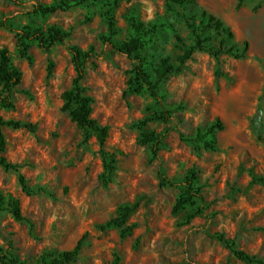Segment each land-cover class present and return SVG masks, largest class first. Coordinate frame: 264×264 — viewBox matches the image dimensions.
<instances>
[{
  "label": "rangeland",
  "instance_id": "374dc122",
  "mask_svg": "<svg viewBox=\"0 0 264 264\" xmlns=\"http://www.w3.org/2000/svg\"><path fill=\"white\" fill-rule=\"evenodd\" d=\"M61 1L0 0V47L14 53L21 72L12 105L0 103V116L35 127L4 129L0 157L16 168L0 165V194L19 200L22 219L0 206V264H12L10 254L19 264H37L44 253L72 249L83 235L79 256L67 264H264V0H242L238 8V0H87L33 12L34 5ZM202 12L232 30L224 47L248 42L245 57L195 50L180 72L158 84V100L145 86L129 91L135 61L104 38L128 40L131 19L153 27L141 49L153 77L161 58L177 65L193 45L192 29L205 23ZM50 26L68 33L63 42L46 50L34 41L29 60L16 55L15 30ZM203 31L217 49L220 36L210 27ZM71 46L92 51L81 84L92 99L91 117L107 127L104 150L115 167L110 175L96 135L85 142L84 130L64 109L62 93L75 77ZM216 117L223 128L209 136L216 148L205 149L196 133ZM143 133L164 134L155 155ZM190 169L201 198L173 212ZM19 175L33 194L22 190ZM126 205L134 206L125 225L131 230L100 228ZM231 247L259 262L240 260Z\"/></svg>",
  "mask_w": 264,
  "mask_h": 264
},
{
  "label": "trees",
  "instance_id": "16d2710c",
  "mask_svg": "<svg viewBox=\"0 0 264 264\" xmlns=\"http://www.w3.org/2000/svg\"><path fill=\"white\" fill-rule=\"evenodd\" d=\"M87 0H63L57 4L50 5H34V13H52L57 10H66L72 6L80 5ZM169 3L184 5L185 3L193 2L194 0H166ZM242 0H238L237 8L240 6ZM203 18H205V23L201 22V27L198 29H192L193 35V45L188 49L183 51L177 57L178 64L175 65L169 61L167 57L160 59L157 67L154 70V76L152 77L146 70L145 67V57L141 53L142 47L148 42V38L154 33V28H146L142 23L136 22L134 19L130 20L131 26L133 28V35L120 44L113 43L110 38H104V41L110 43L112 47L119 53L124 54L128 57H132L135 61L133 68V74L128 79L127 85L128 90L140 93L142 88L145 86L150 92L151 96L158 100V94L156 88L158 84L170 73L180 72L183 64L191 58L192 53L195 50L207 51L216 58L224 53L230 54L235 58H244L246 50L248 48V42L243 41L242 48L228 46L224 47L225 39L233 38V32L229 26H227L220 18L214 16L213 14H208L202 12ZM204 27H210L214 30L216 35L220 36L219 46L217 49L210 48L208 42L211 40V36L205 35ZM108 31L110 36L115 34L114 23L112 18H108ZM16 32V55L20 58L30 59L29 48L31 42H36L39 47L49 50L55 44L63 42V40L68 36V33L63 32L57 27L50 26L46 30L39 27L29 28L25 27L21 30H15ZM69 52L71 54V59L73 62L75 77L72 82L70 89L62 93V98L64 100V109L69 110L71 120L79 127L84 130V141L86 142L90 136V133H94L99 143L100 152L102 154L103 168L104 171L109 175L113 173L115 167L113 165L114 160H108L107 153L104 150V143L107 137V127L98 124L97 120L91 117V97L86 93L84 86H82L81 81L83 80L86 73V62L92 55V51H82L76 46L69 47ZM12 53L6 47H0V103L3 106L9 107L11 103V94L14 88L21 81V72L12 63ZM52 64L48 66V72L51 70ZM256 129L260 124V111L256 113L255 116ZM5 127L17 128H27L29 130H34V125L30 123H23L18 120L4 119L0 116V153L5 149L6 146V136L4 133ZM222 129V123L218 117H216L213 123L206 129L205 132H201L198 129L196 133V141L202 142L205 149H215V141L209 136L213 133L214 129ZM143 143H149L151 145V150L155 155L159 145L162 142L164 134L155 135L154 133H143ZM0 165L6 169L16 168V166L8 162L4 157H0ZM19 183L22 190L30 195L33 194L27 185V182L23 175L18 177ZM264 180V179H263ZM185 189L182 194L175 200L173 205V212H176L182 208L185 204L193 202V198H201L200 193L196 190V172L194 169H190L184 179ZM43 191V189H40ZM39 192V190H38ZM5 204L10 210L11 214L16 220L22 219V212L19 205V200L14 198L4 199L0 194V206ZM134 210V206H123L118 210L116 217L107 220L105 223L100 225V228L107 227H118L122 228L123 232L126 230H131V226H125L130 213ZM191 217V215H190ZM85 235L79 238L76 244L70 250H64L52 256L48 253L42 254L37 264H67L77 259L79 256ZM224 240V239H223ZM228 242L227 240L225 241ZM233 254L244 262H259L253 255L246 253L245 251L235 249L231 247ZM9 262L12 264H19L16 257L10 254ZM7 258V257H6ZM4 264V263H3Z\"/></svg>",
  "mask_w": 264,
  "mask_h": 264
}]
</instances>
